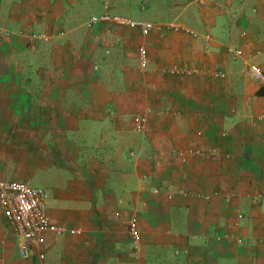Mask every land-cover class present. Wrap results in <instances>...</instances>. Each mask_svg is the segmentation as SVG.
<instances>
[{
    "label": "crops",
    "instance_id": "0c3cea01",
    "mask_svg": "<svg viewBox=\"0 0 264 264\" xmlns=\"http://www.w3.org/2000/svg\"><path fill=\"white\" fill-rule=\"evenodd\" d=\"M159 1L144 36L89 25L124 0H0V177L67 228L23 260L0 208V264H264V0Z\"/></svg>",
    "mask_w": 264,
    "mask_h": 264
},
{
    "label": "built area",
    "instance_id": "2783aa9c",
    "mask_svg": "<svg viewBox=\"0 0 264 264\" xmlns=\"http://www.w3.org/2000/svg\"><path fill=\"white\" fill-rule=\"evenodd\" d=\"M100 22H113L121 26H127L131 29H140L144 36L149 35L153 30H161L164 26L145 21H137L125 16L114 15L105 10L100 16H92L89 25ZM9 32L0 28V36H8ZM46 34H32L29 37L30 42L46 39ZM229 53L234 56H243L241 48H228ZM138 58L142 70L148 69L149 55L145 45L139 47ZM249 73L251 77L264 83V71L256 63L249 64ZM218 75V74H217ZM134 130L140 133H146L149 130L147 115L135 114L133 116ZM212 153H216L213 149ZM184 153L182 152L181 155ZM177 195L187 196L185 190H178ZM174 194L169 192V198ZM208 198V197H207ZM47 191L38 186H34L26 181H10L0 177V208L6 213L11 226V231L18 241V255L23 260H29L35 255V244L44 243V235L53 233L55 235L64 234L67 228L53 222L47 209ZM130 235L134 242V247L138 248L141 240L136 218L129 222ZM40 259L45 258L44 253H38Z\"/></svg>",
    "mask_w": 264,
    "mask_h": 264
},
{
    "label": "rangeland",
    "instance_id": "374dc122",
    "mask_svg": "<svg viewBox=\"0 0 264 264\" xmlns=\"http://www.w3.org/2000/svg\"><path fill=\"white\" fill-rule=\"evenodd\" d=\"M125 2H130V6L131 8H126V9H122V10H118L117 13L122 15V16H125V17H132V18H137L138 16L140 18H143V19H149V20H152L155 16L153 15L154 13L156 14L157 11L160 9L158 6H155L154 9L152 10L153 7H151V4H148L146 7V12L144 14H140V7L142 6L141 5V1L142 0H124ZM163 1V0H162ZM152 2H155L157 5H160L159 3L161 1L159 0H152ZM96 11V10H95ZM151 13V14H150ZM153 13V14H152ZM32 185H35V186H40V187H44L49 195V192L50 191V188L48 186H44L43 184H38L36 182H34Z\"/></svg>",
    "mask_w": 264,
    "mask_h": 264
}]
</instances>
